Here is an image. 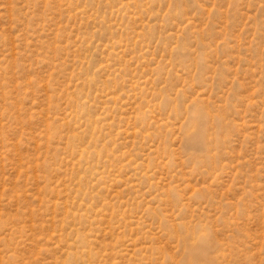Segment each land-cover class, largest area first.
<instances>
[{
  "label": "rangeland",
  "instance_id": "1",
  "mask_svg": "<svg viewBox=\"0 0 264 264\" xmlns=\"http://www.w3.org/2000/svg\"><path fill=\"white\" fill-rule=\"evenodd\" d=\"M0 264H264V0H0Z\"/></svg>",
  "mask_w": 264,
  "mask_h": 264
},
{
  "label": "bare ground",
  "instance_id": "2",
  "mask_svg": "<svg viewBox=\"0 0 264 264\" xmlns=\"http://www.w3.org/2000/svg\"><path fill=\"white\" fill-rule=\"evenodd\" d=\"M204 254V246L202 243H197L195 248L193 249L192 259L197 260V258H201ZM193 260V261H194Z\"/></svg>",
  "mask_w": 264,
  "mask_h": 264
}]
</instances>
